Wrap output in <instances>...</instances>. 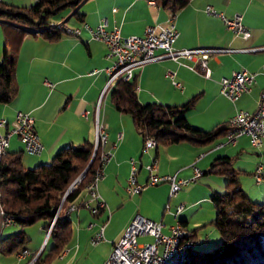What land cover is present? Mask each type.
Returning a JSON list of instances; mask_svg holds the SVG:
<instances>
[{"label": "crops", "instance_id": "1", "mask_svg": "<svg viewBox=\"0 0 264 264\" xmlns=\"http://www.w3.org/2000/svg\"><path fill=\"white\" fill-rule=\"evenodd\" d=\"M1 1L29 7L36 0ZM206 6L228 18L240 15L242 25L250 33L249 38L243 40L227 30L220 18L205 14ZM75 11L80 17L74 15ZM171 15L169 10L157 3L151 5L148 0H83L75 9L68 8L53 19L70 29H79L78 36L64 33L53 43L42 37L22 39L16 55V88L11 100L0 105V118L11 121L17 112L32 116L43 151L39 156L27 155L21 142L10 137L7 153H19L23 166L31 168L50 162L58 151L70 144L94 143L99 102L98 118L106 126L107 139L98 151L110 154L103 165L104 178L97 187L105 203L104 210L97 215L82 206L70 213L67 209L58 211L55 217L67 216L72 233L61 254L50 264H104L135 214L160 223L164 235H169L170 227L178 222L192 232L193 244L198 249L207 247L218 235L209 224L215 217L210 196L214 192L227 191L225 176L205 174L217 158H232L239 187L251 201L264 200V139L260 147H253L248 136H241L234 145H229L223 135L207 145L190 142L158 145L143 154V138L133 127L130 116L118 112L110 102L113 84L107 86V70L112 66V59L107 57L105 45L92 40L84 25L92 29L104 24L109 31L118 28L122 36L138 35L146 26L165 25ZM173 15L179 33L174 49H231L234 52L213 54L209 58V79L196 69V63L182 59L178 62L163 59L143 66L134 73L139 103L180 106L196 97L185 117L190 125L202 131L218 125L228 128L230 118L240 110L254 112L264 89V0H190ZM0 29L4 48L2 27ZM14 34L10 32L9 38L17 42ZM2 51L0 48V60ZM182 64L195 67V71ZM241 70L255 74V82L248 93L231 102L219 93V81ZM168 74L174 75L180 88L172 85ZM130 159L138 168L136 179L141 185L148 178L145 167L153 163L154 174L159 176L188 179L194 167L202 176L194 185L181 188L174 197L169 196L168 183L147 187L137 196H128L124 187L130 172ZM258 164L263 165L260 182L254 178ZM84 201H89L90 206L96 205L87 194ZM179 204H183V209L174 215ZM44 224L40 221L23 229L29 240L25 248L32 254L41 251L48 240ZM101 226L104 240L92 246L90 238ZM140 238L152 241L149 236ZM29 259H19V263L13 264H26Z\"/></svg>", "mask_w": 264, "mask_h": 264}, {"label": "trees", "instance_id": "2", "mask_svg": "<svg viewBox=\"0 0 264 264\" xmlns=\"http://www.w3.org/2000/svg\"><path fill=\"white\" fill-rule=\"evenodd\" d=\"M83 0H36L29 7H19L0 1V24L5 45L0 62V105L11 100L16 88L15 65L17 51L25 36L42 37L53 43L63 34L61 29L51 28L50 23L62 11L75 9ZM171 13L184 8L190 0H153ZM74 15L80 17L76 11ZM65 24V23H64ZM34 29V30H31ZM29 30V31H28ZM14 31L17 42L9 38ZM14 34V35H15ZM136 78L118 80L110 91V102L115 109L130 116L133 127L142 138H154L157 146L190 142L207 145L225 136L229 127L218 125L202 131L190 125L185 114L190 111L196 97L180 106L159 103L141 104L137 100ZM93 151V143L70 144L56 153L48 163L24 167L19 153H6L0 159V207L15 220L19 231L0 238V254L9 256L26 249L29 242L23 229L42 221L47 231L53 222L48 240L35 264H50L68 244L72 227L66 217H55V212L68 209L77 200L82 206L86 186L99 165L97 151L87 168ZM77 189L65 195L73 181L85 171ZM226 177L227 191L214 192L210 202L215 217L209 222L220 241L208 250L190 251L183 264H264V200L254 202L239 187L237 170L232 158L213 160L205 174ZM193 239L192 232H190Z\"/></svg>", "mask_w": 264, "mask_h": 264}, {"label": "built area", "instance_id": "3", "mask_svg": "<svg viewBox=\"0 0 264 264\" xmlns=\"http://www.w3.org/2000/svg\"><path fill=\"white\" fill-rule=\"evenodd\" d=\"M1 1V0H0ZM149 4H155L153 0H148ZM205 14L218 17L222 20L225 28L233 32L236 36L247 40L249 31L242 25L241 16L234 15L231 18L223 13L217 12L211 6H206ZM174 15L170 16L165 25L146 26L138 35L122 36L118 28L109 31L104 24H99L95 28L84 25L90 33L91 39L103 43L106 47V55L112 59V66L107 70V86L115 84L118 80L130 81L135 75V71L143 66L155 63L163 59H171L178 62L180 59L186 62H194L207 79L211 78V71L208 68V60L213 54L231 53V49H179L173 48V44L179 33L173 23ZM51 28L61 29L65 34L78 36L79 29H70L63 22H51ZM34 30V29H31ZM29 31V30H28ZM190 71H195V67L184 65ZM264 73V66L262 68ZM174 87L180 88V84L174 81V75L168 74ZM255 82V74L245 70L233 72L229 77L221 78L219 81V93L230 100L236 101L241 95L248 93ZM47 86L51 84L45 82ZM99 102L96 107L95 139L91 159H94L97 151L104 146L107 135L106 126L100 123ZM229 129L225 135V143L234 145L241 136H248L253 147H260L264 139V89L261 91L256 110L252 113L240 110L236 112L228 122ZM10 137H16L23 146V151L30 156H39L43 151V145L34 128V118L27 113L17 112L14 119L8 121L0 118V159L7 153ZM157 146L154 138L146 136L143 138L142 153H147ZM110 159L109 153H99V165L94 171L89 183L86 186V194L90 201L96 202L95 206H90L89 201H84L82 207L89 210L92 215H97L104 210L105 203L100 198L97 187L103 180V165ZM130 172L124 190L128 196H137L145 188L154 187L159 184L168 183L170 186V197L178 194L181 188L195 183L202 172L194 167L192 177L188 179H177L175 176L154 174L155 163L145 167L148 178L144 185L137 182L136 175L138 168L133 159L129 160ZM263 165L258 164L254 171L256 182L261 181ZM82 173L73 181L65 192V196L75 189L82 181ZM77 208V204H70L67 212L70 213ZM183 204L175 207V214L182 211ZM57 210L55 213H57ZM52 221L47 236L53 226ZM15 225L13 216L6 214L0 207V233L3 228ZM149 236L151 242H138L139 237ZM104 240L103 226L90 238L92 246L98 245ZM193 240L190 232L180 223L170 227V234L161 233V224L147 220L139 214H135L120 239L113 245L112 250L104 264H183L189 259ZM32 254L29 250L23 249L16 253L18 259L30 258L26 264H35L40 255Z\"/></svg>", "mask_w": 264, "mask_h": 264}, {"label": "rangeland", "instance_id": "4", "mask_svg": "<svg viewBox=\"0 0 264 264\" xmlns=\"http://www.w3.org/2000/svg\"><path fill=\"white\" fill-rule=\"evenodd\" d=\"M14 1V0H12ZM12 4V3H11ZM15 5V4H13ZM1 28V27H0ZM0 48L3 49V40H2V32H1V29H0ZM2 61V59L0 60V62ZM213 176H218V175H213ZM218 178V177H217ZM226 178V177H225ZM192 185H194V183H191ZM220 193V192H219ZM221 193H224V192H221ZM19 231V228L17 226H11V227H6V228H3V230L1 231L0 233V238H4L6 237L7 235H10V234H13V233H16ZM217 232V231H216ZM218 234V232H217ZM149 241V239H143V238H138V242H147ZM220 241V237L219 235H217V240L216 241H211L207 247L205 248H200L198 249V247L195 246V244H193V247H192V251H197V250H208V249H211L215 243L219 242ZM28 244V243H27ZM26 244V245H27ZM20 260L13 254V255H9V256H4V255H1L0 254V264H13V263H19Z\"/></svg>", "mask_w": 264, "mask_h": 264}, {"label": "water", "instance_id": "5", "mask_svg": "<svg viewBox=\"0 0 264 264\" xmlns=\"http://www.w3.org/2000/svg\"><path fill=\"white\" fill-rule=\"evenodd\" d=\"M92 161H93V159L90 160V162H89L87 168H89V166L91 165ZM87 168H86L85 171L82 173L81 179H83V177H84V175H85V172H86Z\"/></svg>", "mask_w": 264, "mask_h": 264}, {"label": "bare ground", "instance_id": "6", "mask_svg": "<svg viewBox=\"0 0 264 264\" xmlns=\"http://www.w3.org/2000/svg\"><path fill=\"white\" fill-rule=\"evenodd\" d=\"M52 22H54V21H52ZM66 25V24H65ZM63 31V30H62Z\"/></svg>", "mask_w": 264, "mask_h": 264}]
</instances>
